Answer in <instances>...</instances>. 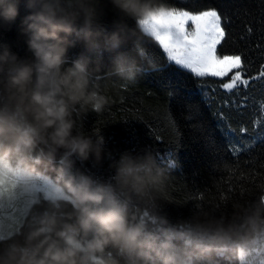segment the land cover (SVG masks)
<instances>
[{
    "label": "trees",
    "instance_id": "1",
    "mask_svg": "<svg viewBox=\"0 0 264 264\" xmlns=\"http://www.w3.org/2000/svg\"><path fill=\"white\" fill-rule=\"evenodd\" d=\"M152 2L170 8L189 0ZM61 4L78 13V26L90 12L91 30L99 33L95 47L75 34L70 36L75 44L69 47L62 68L86 59L88 90L104 96L106 104L98 112L79 103L71 112L72 134L92 143L88 157L83 158L54 144L51 129L31 131L36 127L32 106L6 87L15 65L0 66V155L25 169L47 174L71 196L40 198L28 204L10 233L0 237V264H20L24 249L36 243H28V235L49 218H55L57 228L75 227L77 238L84 242L92 239V232L79 229L74 196L65 184L69 172L89 177L93 188L103 186L106 201L114 200L128 223L142 225L141 239L148 238L152 244L143 249L147 258L137 255L141 249L129 254L109 244L85 264H164L169 251L176 254L174 264H264V78L250 79L264 71V0H245L224 45L228 54L243 53L244 78L250 79L249 85L227 92L217 78L191 82L206 85L194 102L215 134L217 148L211 154L193 143L190 125L181 119L187 114L175 104L170 108L159 73L151 72L154 66L166 64L165 57L137 20L112 0H61ZM26 13L21 4L16 22L0 26V50L7 45L20 61L30 63L32 53L18 31ZM114 32L120 37L117 47L106 39ZM181 134L186 147L179 152L177 166L170 168L156 156ZM24 137H31L32 144L17 147ZM124 155L146 163L153 177L140 191L117 179ZM164 244L170 247L165 249Z\"/></svg>",
    "mask_w": 264,
    "mask_h": 264
},
{
    "label": "clouds",
    "instance_id": "2",
    "mask_svg": "<svg viewBox=\"0 0 264 264\" xmlns=\"http://www.w3.org/2000/svg\"><path fill=\"white\" fill-rule=\"evenodd\" d=\"M112 3L138 23L168 10L152 0H112ZM21 4L27 13L20 20L18 31L26 37L25 42L33 60L30 63L20 61L17 54L5 45L0 50V66L5 63L15 65L6 87L18 94L22 101L27 99L32 106L36 127L31 131L51 129L49 136L54 144L87 158L92 143L87 138L72 134L71 112L79 103L90 105L99 112L104 108L106 99L88 90L86 59H77L66 69L62 66L69 47L75 44L74 40L69 39L73 34L82 38L89 47L97 45L99 33L91 30L92 14L86 12L83 24L78 26V13L66 9L61 0H0V26H10L16 22ZM106 39L112 47L120 43V37L115 32ZM33 80L35 83L30 90L29 85L33 84ZM20 144L30 146L31 137L21 138L17 147ZM96 151L98 155L99 150ZM147 159L150 156H146ZM61 174H64L63 170ZM117 179L140 191L153 177L148 174L146 163L124 155L119 161ZM65 184L74 196L79 229L85 234L92 232V239L84 242L77 238L75 227L64 225L57 228L54 217L46 219L28 235V243H36L31 249H24V259L20 264H85L109 244L129 254L141 249L137 255L147 258L148 254L143 249L151 248L152 244L148 238L141 239L142 225L128 223L121 207L111 198L106 201L107 190L103 186L93 188L89 177L70 172ZM163 247L168 249L170 246L164 244ZM175 259V252L169 251L164 256V264H174Z\"/></svg>",
    "mask_w": 264,
    "mask_h": 264
},
{
    "label": "snow or ice",
    "instance_id": "3",
    "mask_svg": "<svg viewBox=\"0 0 264 264\" xmlns=\"http://www.w3.org/2000/svg\"><path fill=\"white\" fill-rule=\"evenodd\" d=\"M244 3L245 0H189L183 6L168 8L146 23L141 22L144 23V35L150 38L166 60V64L154 66L151 72L159 73L170 108L175 104L187 114L181 119L190 125L193 143L199 144L206 154L217 148L215 134L204 123V114L194 102L206 85L191 82L217 78L219 87L232 92L240 85L247 87L250 79L264 78V71L260 76L244 78L247 66L242 59L243 53L228 54L224 47L231 35L233 19L241 13ZM248 33L251 35L252 29H248ZM172 122L179 132L178 121L173 118ZM183 140L181 134L166 149H160L157 160L170 168L176 167L179 152L186 147ZM133 146L138 148L139 144Z\"/></svg>",
    "mask_w": 264,
    "mask_h": 264
},
{
    "label": "rangeland",
    "instance_id": "4",
    "mask_svg": "<svg viewBox=\"0 0 264 264\" xmlns=\"http://www.w3.org/2000/svg\"><path fill=\"white\" fill-rule=\"evenodd\" d=\"M150 19L139 21L143 33L144 23L141 22L146 23ZM225 78L227 82L228 78ZM69 197L70 194L47 174L25 169L0 155V237L10 233V228L20 221L31 202L40 198L55 200Z\"/></svg>",
    "mask_w": 264,
    "mask_h": 264
}]
</instances>
